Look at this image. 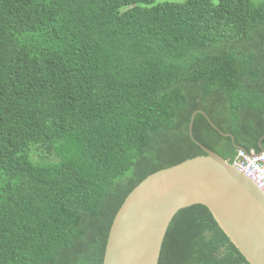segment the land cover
Returning a JSON list of instances; mask_svg holds the SVG:
<instances>
[{"label": "trees", "instance_id": "16d2710c", "mask_svg": "<svg viewBox=\"0 0 264 264\" xmlns=\"http://www.w3.org/2000/svg\"><path fill=\"white\" fill-rule=\"evenodd\" d=\"M195 111L264 149V0H0V264H103L133 188L205 154ZM159 264L249 263L194 204Z\"/></svg>", "mask_w": 264, "mask_h": 264}, {"label": "water", "instance_id": "95a60500", "mask_svg": "<svg viewBox=\"0 0 264 264\" xmlns=\"http://www.w3.org/2000/svg\"><path fill=\"white\" fill-rule=\"evenodd\" d=\"M198 112L193 113L189 130L205 154L159 169L133 188L113 219L103 264H159L171 221L180 209L194 204L209 208L249 264H264V192L245 172L194 137ZM222 133L234 139L231 133Z\"/></svg>", "mask_w": 264, "mask_h": 264}, {"label": "built area", "instance_id": "2783aa9c", "mask_svg": "<svg viewBox=\"0 0 264 264\" xmlns=\"http://www.w3.org/2000/svg\"><path fill=\"white\" fill-rule=\"evenodd\" d=\"M232 163L251 177L264 192V152L237 148Z\"/></svg>", "mask_w": 264, "mask_h": 264}]
</instances>
